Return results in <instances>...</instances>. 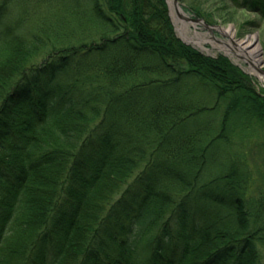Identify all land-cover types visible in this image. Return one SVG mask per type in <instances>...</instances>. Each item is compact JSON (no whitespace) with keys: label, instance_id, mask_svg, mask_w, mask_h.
I'll return each mask as SVG.
<instances>
[{"label":"trees","instance_id":"16d2710c","mask_svg":"<svg viewBox=\"0 0 264 264\" xmlns=\"http://www.w3.org/2000/svg\"><path fill=\"white\" fill-rule=\"evenodd\" d=\"M260 95L163 0H0V264H261Z\"/></svg>","mask_w":264,"mask_h":264},{"label":"rangeland","instance_id":"374dc122","mask_svg":"<svg viewBox=\"0 0 264 264\" xmlns=\"http://www.w3.org/2000/svg\"><path fill=\"white\" fill-rule=\"evenodd\" d=\"M186 4L192 2L200 10L201 17L194 16L184 11L183 5L177 1L178 8L189 20H202L201 25L192 24L181 29L175 24L170 14L166 0H163L168 21L173 29L175 38L184 46L196 51L201 56L209 59L221 57L226 59L242 75L250 79L258 94H264V16L261 12L249 9L242 10L237 2L236 7L228 0H185ZM240 1V0H238ZM264 1V0H262ZM187 22V21H186ZM208 27V28H207ZM228 31L225 35L223 32ZM234 44L251 42V47L257 52L258 65L256 71L251 70V64L238 56L235 50H222L230 41ZM263 79V80H262ZM264 97V95H260ZM250 150L249 148L245 151ZM252 151L254 160H247L253 166V173L262 175L264 180V154ZM264 264V260L261 261Z\"/></svg>","mask_w":264,"mask_h":264},{"label":"bare ground","instance_id":"6f19581e","mask_svg":"<svg viewBox=\"0 0 264 264\" xmlns=\"http://www.w3.org/2000/svg\"><path fill=\"white\" fill-rule=\"evenodd\" d=\"M167 4L169 6L170 14L174 19L175 24H177L181 29H185L187 26H192L191 23L186 22V16H184L181 12V10L174 6L173 0H166ZM225 35H228V31L223 32ZM231 45L229 43H226L222 50H235L236 54L246 61H249L251 64V70L256 71V67L258 65V59H257V52H255V49L251 47V42L247 41L244 43H236L234 44L232 40L230 41ZM263 80V79H262Z\"/></svg>","mask_w":264,"mask_h":264},{"label":"water","instance_id":"95a60500","mask_svg":"<svg viewBox=\"0 0 264 264\" xmlns=\"http://www.w3.org/2000/svg\"><path fill=\"white\" fill-rule=\"evenodd\" d=\"M177 1H178V0H173V2H174V6L178 8V3H177ZM186 21L189 22V23L195 24V25H201V24H202V20H197V19H195V20H192V19H191V20L186 19ZM207 28H208V27H207ZM263 74H264V73H263Z\"/></svg>","mask_w":264,"mask_h":264}]
</instances>
